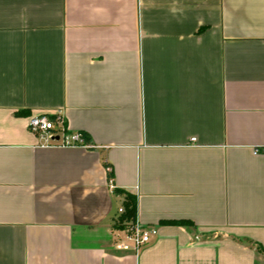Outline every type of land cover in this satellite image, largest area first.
<instances>
[{"label":"crops","instance_id":"crops-1","mask_svg":"<svg viewBox=\"0 0 264 264\" xmlns=\"http://www.w3.org/2000/svg\"><path fill=\"white\" fill-rule=\"evenodd\" d=\"M0 264H264V0H0Z\"/></svg>","mask_w":264,"mask_h":264},{"label":"built area","instance_id":"built-area-1","mask_svg":"<svg viewBox=\"0 0 264 264\" xmlns=\"http://www.w3.org/2000/svg\"><path fill=\"white\" fill-rule=\"evenodd\" d=\"M28 128L42 140L41 146L91 147L89 143L83 141L81 132H69L67 130L65 117L61 110L30 116L28 118ZM190 140L194 141L195 138H190ZM257 151L255 149V152ZM109 186L111 189L113 188L111 180L109 181ZM119 212H122V208H119ZM156 233L155 228H142L135 221L129 226L128 237L132 241L134 248L137 249L140 245L149 241V238Z\"/></svg>","mask_w":264,"mask_h":264},{"label":"trees","instance_id":"trees-1","mask_svg":"<svg viewBox=\"0 0 264 264\" xmlns=\"http://www.w3.org/2000/svg\"><path fill=\"white\" fill-rule=\"evenodd\" d=\"M83 141L88 143V137L82 134ZM106 165V164H105ZM110 177V173L108 174ZM113 191L117 194H123L122 212L116 217L114 227L116 229H127L132 223L136 221V196L134 193L126 191L124 189L113 188ZM168 223L176 225L190 224L187 220H169Z\"/></svg>","mask_w":264,"mask_h":264},{"label":"rangeland","instance_id":"rangeland-1","mask_svg":"<svg viewBox=\"0 0 264 264\" xmlns=\"http://www.w3.org/2000/svg\"><path fill=\"white\" fill-rule=\"evenodd\" d=\"M119 231H122V230H119ZM123 231H124V232H122V233H124V234L126 233V236L128 237V236H129V227H128L127 229H126V228L123 229ZM124 237H125V236H124Z\"/></svg>","mask_w":264,"mask_h":264}]
</instances>
